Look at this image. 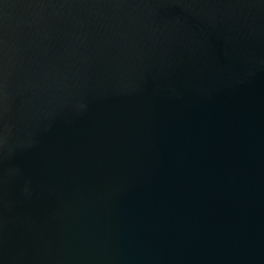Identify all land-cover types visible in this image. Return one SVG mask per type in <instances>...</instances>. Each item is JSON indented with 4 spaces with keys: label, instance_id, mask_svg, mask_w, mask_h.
<instances>
[{
    "label": "water",
    "instance_id": "95a60500",
    "mask_svg": "<svg viewBox=\"0 0 264 264\" xmlns=\"http://www.w3.org/2000/svg\"><path fill=\"white\" fill-rule=\"evenodd\" d=\"M0 264H264V0H0Z\"/></svg>",
    "mask_w": 264,
    "mask_h": 264
}]
</instances>
